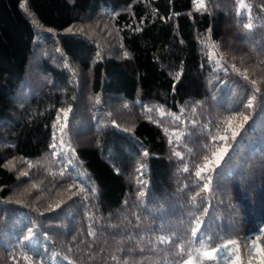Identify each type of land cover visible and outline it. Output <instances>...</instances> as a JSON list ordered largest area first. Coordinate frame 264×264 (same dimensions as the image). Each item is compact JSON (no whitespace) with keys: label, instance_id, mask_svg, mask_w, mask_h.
<instances>
[{"label":"trees","instance_id":"trees-1","mask_svg":"<svg viewBox=\"0 0 264 264\" xmlns=\"http://www.w3.org/2000/svg\"><path fill=\"white\" fill-rule=\"evenodd\" d=\"M244 2L237 17L236 0H206L204 12L192 0H0V264L21 251L37 264H68L65 257L73 264L174 259L175 244L157 237L190 238L189 214L199 211L190 202L195 163L224 143L203 148L204 125L212 121L215 134L218 118L237 109L251 112L250 119L238 142L228 141L233 149L214 194L198 203L209 206L214 224L235 225L241 235L258 231L264 0ZM249 20L252 29H244ZM232 64L257 81L254 110L243 107L253 86ZM68 107L66 142L76 158L54 162L53 124L57 110ZM181 109L183 121H198L195 127L174 119ZM174 130L190 133L177 146L183 160L169 145L170 138L176 144ZM9 161L15 170L3 167ZM185 162L189 173L182 171ZM28 228L33 234L24 241Z\"/></svg>","mask_w":264,"mask_h":264},{"label":"snow or ice","instance_id":"snow-or-ice-1","mask_svg":"<svg viewBox=\"0 0 264 264\" xmlns=\"http://www.w3.org/2000/svg\"><path fill=\"white\" fill-rule=\"evenodd\" d=\"M192 3L195 5V10L198 12L208 11L206 0H192ZM246 4L244 0H236V15L240 17L242 15L241 9H244ZM250 7V6H247ZM21 8H24V4H21ZM264 11V7L261 9ZM244 29H252V21L249 20L247 23L243 24ZM51 31V29H48ZM67 31L72 32L73 29L69 28ZM57 52L61 50L56 49ZM99 55V53H98ZM127 56V53H125ZM211 60V56H209ZM219 64V61H217ZM67 66V65H66ZM213 71H217L216 68ZM231 71L236 75L242 76V78L250 83L253 86V95L249 96L246 100V103L243 105L244 108L254 110L255 101L257 99L256 93L260 92V89L256 86L257 81L255 79H250L247 69L243 72L235 65H231ZM225 75L228 74V68H224ZM179 74L177 75V79ZM101 103L99 97L96 98V104ZM151 111V109H148ZM72 111L71 107L62 108L57 110V120L53 124V136L52 142L49 145L53 161L59 162L63 157L68 156L70 160L76 158L75 149L71 147V144L66 142L67 137V122L69 118V113ZM163 114L162 109H158ZM193 114L196 113V107L192 109ZM184 110L181 109V115L175 116L174 119L180 121L182 124H185L187 127L188 124H191L192 127H195L198 123L196 120L192 121H183L182 115ZM170 114V113H169ZM251 112L249 114H244L243 111L237 109L235 114L228 115L222 119L218 118V122L215 125L216 132L212 133V121H209L204 125V128L207 130V135L209 141L205 142L203 148L207 149L209 144L215 145L216 142L222 141L223 144L215 147V150L211 151L210 155H203L202 163H195L194 177L192 186L196 191L191 194L190 202L194 208L199 209L198 212H190V238L181 239L175 234L170 236L159 235L157 237V242L159 244H175L176 248L173 253L174 259L166 260V264H264V221L258 223V231L251 230L247 232L246 235H241L239 230L235 228V225H230L225 228L223 225L214 224L210 219L209 206L200 207L198 203V198L200 202H203L208 199L210 194L215 192V181L220 176L223 165L227 162L226 158L230 157V149H233V144L228 143L229 139L232 142H238L237 137L240 135L241 129H244L245 125L248 123ZM61 115L63 116V123L60 121ZM111 115L110 113L108 114ZM113 126H116V122L112 121ZM225 125L223 132L220 130V126ZM168 131L167 129L165 130ZM179 131V134L176 132ZM57 132L59 133V138L57 137ZM231 133L229 138L228 133ZM173 134L175 135L176 144L173 145V141L169 139V145L173 147V155L178 159L183 160V154L177 150V146L181 144L183 137L189 135L183 130H174ZM59 148V151L57 149ZM189 152H192V149H189ZM70 153V155H69ZM144 156H148L149 153L145 151ZM195 155V153H193ZM12 162L9 161L3 167L9 169V171L15 170L14 167H9ZM29 169L33 167L31 163L28 164ZM144 165H140L136 171L141 173ZM67 169L62 170L59 175L61 178L65 176ZM182 171L189 173L192 171L191 166L188 162L184 163ZM28 172L21 171L20 176H27ZM143 183V181H139ZM72 187L77 188V192H84V188H79L76 185ZM187 188L188 185H185ZM71 191V188H69ZM89 191H93L91 189ZM75 194V193H74ZM144 192L141 190L138 192V197H143ZM59 207V205H57ZM139 219V218H137ZM235 230L237 234L228 235V232ZM33 234V229L28 228L27 234L23 237L24 241H30ZM90 237H95L96 233L91 229L88 232ZM91 247V246H90ZM71 251V249H69ZM141 252L144 251L143 248L140 249ZM58 255V254H54ZM68 260V264H73L72 260L68 257H65ZM113 260L117 258L112 257ZM23 260L24 264H37L36 261L32 260V256L26 252L21 251L19 254H13L10 257L9 264H20ZM40 264H43V259L40 261ZM127 264V261L124 262Z\"/></svg>","mask_w":264,"mask_h":264}]
</instances>
